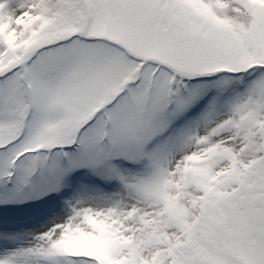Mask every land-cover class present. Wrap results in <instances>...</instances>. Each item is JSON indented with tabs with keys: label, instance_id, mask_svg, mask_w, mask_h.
<instances>
[{
	"label": "snow or ice",
	"instance_id": "snow-or-ice-1",
	"mask_svg": "<svg viewBox=\"0 0 264 264\" xmlns=\"http://www.w3.org/2000/svg\"><path fill=\"white\" fill-rule=\"evenodd\" d=\"M0 264H264V0H0Z\"/></svg>",
	"mask_w": 264,
	"mask_h": 264
}]
</instances>
